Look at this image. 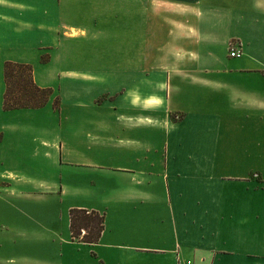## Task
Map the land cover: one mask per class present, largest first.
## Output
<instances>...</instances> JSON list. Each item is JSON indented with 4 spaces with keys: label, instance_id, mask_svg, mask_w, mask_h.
<instances>
[{
    "label": "crops",
    "instance_id": "1",
    "mask_svg": "<svg viewBox=\"0 0 264 264\" xmlns=\"http://www.w3.org/2000/svg\"><path fill=\"white\" fill-rule=\"evenodd\" d=\"M148 2L162 44L115 88L107 73H61L52 40H25L47 26L18 22L4 62L53 95L4 111L1 66L0 264H264V0ZM71 209L103 217L95 244L72 241Z\"/></svg>",
    "mask_w": 264,
    "mask_h": 264
},
{
    "label": "rangeland",
    "instance_id": "2",
    "mask_svg": "<svg viewBox=\"0 0 264 264\" xmlns=\"http://www.w3.org/2000/svg\"><path fill=\"white\" fill-rule=\"evenodd\" d=\"M26 2L36 7L34 13L12 11L11 19L0 17V74L4 60L23 41L24 36L18 35L19 21L30 22V26L34 27L36 23L47 26L46 32L27 36L25 40L40 45H46L52 40L55 50H59L55 61L63 68L61 73L70 70L94 71L103 75L107 73L111 76L112 88L116 87L117 72L118 79L124 85L131 84L132 70L138 71L139 68V76L142 78L144 69L152 59L149 53L162 44V31L153 25L158 23L157 15L149 7L148 0ZM150 29L155 33L152 32L149 41ZM48 47L51 48V45ZM48 47L40 52L41 63L49 57ZM135 74L138 75L137 72Z\"/></svg>",
    "mask_w": 264,
    "mask_h": 264
},
{
    "label": "trees",
    "instance_id": "3",
    "mask_svg": "<svg viewBox=\"0 0 264 264\" xmlns=\"http://www.w3.org/2000/svg\"><path fill=\"white\" fill-rule=\"evenodd\" d=\"M5 85L3 110L40 109L53 95L51 89L38 88L32 78L31 66L12 62L2 65ZM58 98L54 99L57 108ZM69 229L73 242L95 244L103 229V217L95 212L69 210ZM83 232V233H82Z\"/></svg>",
    "mask_w": 264,
    "mask_h": 264
},
{
    "label": "built area",
    "instance_id": "4",
    "mask_svg": "<svg viewBox=\"0 0 264 264\" xmlns=\"http://www.w3.org/2000/svg\"><path fill=\"white\" fill-rule=\"evenodd\" d=\"M228 53H229V57L230 58H239L241 56V53L239 52V49H237V46L235 44H233V43H229V45H228Z\"/></svg>",
    "mask_w": 264,
    "mask_h": 264
}]
</instances>
